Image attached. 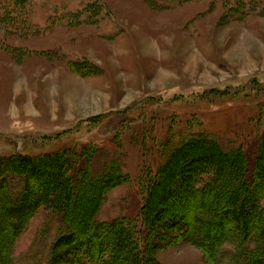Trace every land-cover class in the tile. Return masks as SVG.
Returning <instances> with one entry per match:
<instances>
[{
    "label": "rangeland",
    "instance_id": "rangeland-1",
    "mask_svg": "<svg viewBox=\"0 0 264 264\" xmlns=\"http://www.w3.org/2000/svg\"><path fill=\"white\" fill-rule=\"evenodd\" d=\"M260 13L264 0L29 1L11 29L0 26V155L92 146L98 161L117 159L129 178L106 193L97 216L104 222L139 219L143 172L153 175L162 162L168 130L190 120L222 149L241 148L251 164L264 132ZM5 185L12 198L24 186L12 175ZM258 205L264 209L263 196ZM58 227L39 208L6 249L7 264H48ZM229 257L215 264H235ZM154 259L210 264L186 244L159 249ZM54 260L79 264L70 255Z\"/></svg>",
    "mask_w": 264,
    "mask_h": 264
},
{
    "label": "trees",
    "instance_id": "trees-1",
    "mask_svg": "<svg viewBox=\"0 0 264 264\" xmlns=\"http://www.w3.org/2000/svg\"><path fill=\"white\" fill-rule=\"evenodd\" d=\"M29 1L0 0V26L11 29L13 15ZM71 70L85 76L74 64ZM200 127L190 120L183 130L170 128L159 142L163 160L153 175L143 172L139 182L144 193L139 222L98 220L106 193L129 177L117 159L94 158L95 147L0 155V264H7L6 249L39 208L59 222L48 264L62 255L79 264H158L154 253L178 244L196 248L210 264L226 256L235 264H264V209L258 205L264 197V132L250 164L241 148L222 149ZM192 166L198 169L184 174ZM9 175L24 184L15 198L7 196ZM170 197L174 203H168ZM252 243L257 250L249 256L244 249ZM238 252L249 257L239 259Z\"/></svg>",
    "mask_w": 264,
    "mask_h": 264
}]
</instances>
